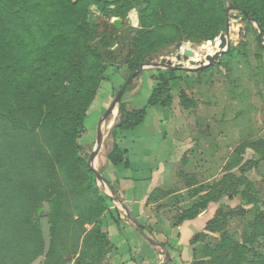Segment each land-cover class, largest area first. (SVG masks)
I'll return each instance as SVG.
<instances>
[{"label":"trees","instance_id":"1","mask_svg":"<svg viewBox=\"0 0 264 264\" xmlns=\"http://www.w3.org/2000/svg\"><path fill=\"white\" fill-rule=\"evenodd\" d=\"M226 2L0 0V264H34L41 257L42 264H100L111 249L107 216L118 225L120 219L112 215L108 197L87 165L89 150L79 140L86 131L87 111L101 83L109 80L108 69L119 65L120 52L113 46L124 32L108 23L100 31L91 7L122 19L136 9L137 28L129 27L128 36L121 37V46L129 42L125 63L133 72L179 41L219 39L226 25ZM231 2L256 19L264 36V0ZM250 28L242 45L254 41L260 47L258 29L252 24ZM223 57L187 73L200 81L222 64L226 66ZM151 78L155 85L146 105L170 107L171 86L181 76L175 69L156 68ZM178 99L186 110L196 104L183 90ZM145 116L146 106L130 108L121 99L110 135L115 139L136 128ZM246 148L264 158V140L239 145L230 165L241 167L239 176L228 172L203 186L188 172L184 157L176 175L187 190L177 193L181 186L164 184L150 193L152 201L173 194L174 226L197 217L222 196L231 199L236 194L245 205L253 206L240 208L242 214L255 213L248 231L238 240L225 229L218 237L212 236L221 216L230 211L226 204H219L204 230L190 240L191 264H264V212L250 193L254 186L246 175L258 160L242 162ZM127 154L114 141L106 157L112 165L128 167ZM44 202L49 205L47 243L37 216ZM181 202L186 204L178 206Z\"/></svg>","mask_w":264,"mask_h":264},{"label":"rangeland","instance_id":"2","mask_svg":"<svg viewBox=\"0 0 264 264\" xmlns=\"http://www.w3.org/2000/svg\"><path fill=\"white\" fill-rule=\"evenodd\" d=\"M229 5L232 6L231 0ZM91 11L96 21L100 24V31L106 28V23L114 25L113 20L116 18L121 20L122 27L117 30L123 29L125 34L122 33V36H128L127 30L129 27L134 30L138 26L136 9L130 10L123 19L113 14L110 16L101 14L95 6L91 7ZM234 14L236 17H232ZM228 22L231 27L230 43L228 49L220 55L224 54L223 58L226 60V66L222 64L212 74H205L200 81L196 75L188 74V69L185 68H195L203 63L210 62L212 52L215 53L219 48V39L194 43L185 40L179 41L181 42L180 49L176 45L171 46L157 53L155 58L150 61L155 63L165 58L169 60L170 64L181 66L175 68L182 79L179 82L174 81L175 84L173 83L171 86L173 102L169 108L174 118H177L180 135L186 132L190 135L192 141L195 142L187 167L188 172L190 174L193 173L194 178L201 182L203 186H208L228 172L239 176L241 167L231 168L230 166L231 160L235 158V149L243 143L264 140V45L259 40L260 47L254 41H251L249 46L242 45L244 34L247 31H251V24L255 28L257 27L246 16L242 15L239 9L233 8L229 10ZM121 37L117 36V43L113 46L115 51L120 52L119 65L108 69L109 80L101 83L84 119L86 131L81 135L79 142L89 150V153L96 142V127L99 116L108 107L120 85L131 74L125 63L129 42H125L121 46ZM178 53L181 54L180 60L176 59ZM156 68L168 69L164 66L150 67L142 70L132 80L122 98L128 107L135 109L145 107L146 100L152 90L151 87H147L148 78L155 73ZM181 90L189 98L195 100L196 105L188 110L184 109L178 99ZM113 115L114 113L107 118L102 128L106 138H109V135H107L108 124ZM117 116L118 111L114 118ZM140 127L141 124L134 129L127 130L126 134H136L140 131ZM127 156L129 155L127 154ZM240 158H242V162L258 160L256 166L247 171L246 175L254 186V191L250 193L258 199L257 206L264 212V158L262 159L251 148H246ZM94 165L99 170L95 162ZM177 179L179 181H177L176 185L182 186L183 179ZM104 185H106V191L111 194L110 187L107 184ZM241 189L242 187L233 188V191ZM220 200V204L222 205V202L226 203L230 207V211L227 215L221 216V224L212 236L218 237L220 231L225 229L235 239L241 240L244 232L248 231V224L254 217L255 211L242 214L240 208L244 207L250 210L253 206L245 205L236 194H233L231 199L223 196ZM108 206L114 217L118 216L120 220L123 219L130 222L120 212L118 203L109 197ZM48 211L49 205L44 202L40 212L37 214L46 243L48 242ZM168 213L171 215L172 221H175L174 210L171 209ZM131 224L136 228L133 223ZM150 229L152 231L149 232L151 235L148 232L146 233L156 241L163 242L164 238L160 236V229L156 226ZM148 244L150 243L148 242ZM157 250L161 251L159 247H157ZM43 260L44 258L41 257L34 264H42Z\"/></svg>","mask_w":264,"mask_h":264},{"label":"crops","instance_id":"3","mask_svg":"<svg viewBox=\"0 0 264 264\" xmlns=\"http://www.w3.org/2000/svg\"><path fill=\"white\" fill-rule=\"evenodd\" d=\"M154 85L155 81L151 77L148 78L147 87L153 88ZM144 106H146V116L140 131L136 134L128 135L124 131L113 139L109 131L115 123L116 118H114L108 130L109 138L103 136L95 164L98 165L107 186L121 196L129 211L141 226L146 228L145 232L151 235L149 232H152L150 228L153 226L160 229V236L164 238L163 242H166L170 255L167 264H191L190 240L194 234L204 230L206 222L213 216L221 200L209 203L197 217L185 220L177 226L173 225L174 221L168 213L171 210L170 198L173 194L157 201L150 200V193L154 189L164 184L178 183L176 175L178 163L184 157L190 162L195 142L186 132L180 135L177 118H174L169 107L146 104ZM114 141L127 150L128 167L112 165L107 159L106 154L111 150ZM186 190L187 188L181 186L176 192L182 194ZM159 204L162 206L158 208ZM184 204L186 202H181L178 206ZM222 204L226 203L222 202ZM106 221L111 249L100 264H160L162 262V250L158 251L157 246L148 244L130 222L121 219L118 225L109 215Z\"/></svg>","mask_w":264,"mask_h":264},{"label":"water","instance_id":"4","mask_svg":"<svg viewBox=\"0 0 264 264\" xmlns=\"http://www.w3.org/2000/svg\"><path fill=\"white\" fill-rule=\"evenodd\" d=\"M228 4L225 6L224 8V12L226 14V25H225V30L224 32H222L220 35H219V40H220V43H219V48L218 50H216V52L213 54L212 58L210 59V62L208 63H203L201 66H198V67H195V68H185V69H188V70H201L207 66H210L212 65L216 59L219 58V56L225 52L228 47H229V22H228V14H229V10L230 9H233L234 7L230 6L229 3H230V0H227ZM243 14L245 16L248 17L247 13L243 10L242 11ZM232 17H236V15H232ZM248 19L257 27L258 29V35H257V38L258 40L261 42L262 45H264V37H263V34H262V31L259 27V25L257 24V21L254 17H248ZM113 24L115 26V28L117 29H120L122 27V24H121V20L119 18H116L113 20ZM176 47L177 48H181V42H177L176 44ZM180 56L181 54L178 53L176 55V59L177 60H180ZM167 67V68H171V69H175V68H178V67H181V66H173V65H170V62L168 59H165V58H162L160 60V62H155V63H152L150 62V60H145V62L143 64H141L136 70H134L133 72H131V74L124 80V82L120 85V87L117 89V91L115 92L110 104L108 105V107L105 109V111L99 116L98 118V121H97V127H96V142H95V145L93 147V149L91 150V152L89 153L88 157H87V165L94 171V174H95V178L97 180V183H98V186L100 188V190L107 196L109 197L110 199L116 201L119 205V208H120V212L130 220L131 223H133L137 229V231L139 232V234L147 241L149 242L150 244L154 245V246H157L159 247L161 250H162V255H163V260L160 264H167V262H169V259H170V255L168 253V250L166 248V246L159 242V241H156L155 239L151 238L146 232L145 230L143 229V227L141 226V224L138 222L137 218L129 211V209L127 208V206L125 205V203L123 202L121 196L115 192L114 189L110 188V191H111V194H109L107 191H106V184L104 182V179L100 173L99 170L96 169L95 165H94V162H95V159H96V156L102 146V141H103V136H104V133H103V126L105 124V121L107 120V118L112 115L115 111L117 112L118 111V104L120 103L128 85L130 84V82H132V80L138 75L140 74V72L142 70H145L147 68H150V67Z\"/></svg>","mask_w":264,"mask_h":264},{"label":"bare ground","instance_id":"5","mask_svg":"<svg viewBox=\"0 0 264 264\" xmlns=\"http://www.w3.org/2000/svg\"><path fill=\"white\" fill-rule=\"evenodd\" d=\"M229 39H230V36H231V27L229 26ZM214 52H212V56H213ZM170 65H173V66H178V65H175V64H170ZM116 114V112H114V115ZM114 115L113 117L111 118V120L109 121V124H108V128L112 125L113 121H114ZM105 130V129H104Z\"/></svg>","mask_w":264,"mask_h":264}]
</instances>
